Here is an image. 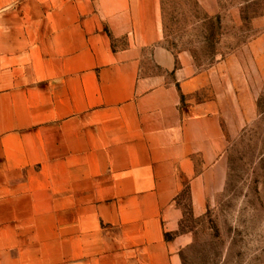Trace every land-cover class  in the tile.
Segmentation results:
<instances>
[{"label":"crops","instance_id":"0c3cea01","mask_svg":"<svg viewBox=\"0 0 264 264\" xmlns=\"http://www.w3.org/2000/svg\"><path fill=\"white\" fill-rule=\"evenodd\" d=\"M13 3L0 0V264H181L178 202L200 209L226 179L230 66L169 48L161 0Z\"/></svg>","mask_w":264,"mask_h":264},{"label":"rangeland","instance_id":"374dc122","mask_svg":"<svg viewBox=\"0 0 264 264\" xmlns=\"http://www.w3.org/2000/svg\"><path fill=\"white\" fill-rule=\"evenodd\" d=\"M161 1L164 43L197 65L225 60L234 85L224 186L200 209L186 194L178 202L181 264H264V0H210L212 12L200 0Z\"/></svg>","mask_w":264,"mask_h":264},{"label":"trees","instance_id":"16d2710c","mask_svg":"<svg viewBox=\"0 0 264 264\" xmlns=\"http://www.w3.org/2000/svg\"><path fill=\"white\" fill-rule=\"evenodd\" d=\"M168 237V235H166Z\"/></svg>","mask_w":264,"mask_h":264}]
</instances>
